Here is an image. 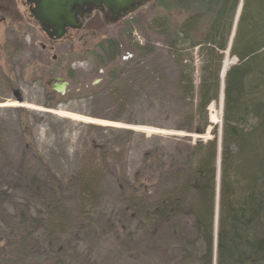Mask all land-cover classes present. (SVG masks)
I'll list each match as a JSON object with an SVG mask.
<instances>
[{
  "label": "rangeland",
  "instance_id": "374dc122",
  "mask_svg": "<svg viewBox=\"0 0 264 264\" xmlns=\"http://www.w3.org/2000/svg\"><path fill=\"white\" fill-rule=\"evenodd\" d=\"M160 12L152 1L113 24L96 11L80 29L51 41L30 16L27 4L22 0H0V168L9 177H21L17 186L9 178L0 187L10 188L7 205L34 201L31 211L36 210L38 216L53 205L52 231L61 232L58 238L52 236V244L39 245L30 239L23 246L25 254L13 258L24 259L25 264L174 262L168 244L174 241L173 232L167 233L165 224L137 229L136 216H132L125 201L119 200L118 192V183L131 181L135 174L154 175L149 182L155 185L159 180L153 163L161 159L157 168L166 167L164 153L175 152L197 139L215 137L211 125L203 134L180 129L184 122L173 100L177 98L176 60L164 39L150 26L152 17ZM107 39L119 43V54L114 58L102 52L101 45L106 46ZM135 43L151 44L155 52L143 53L137 60L131 51ZM193 55L197 66V49ZM237 61L227 53L223 64L228 69ZM57 77L68 82L64 94L47 84ZM169 93L173 94L171 98ZM223 107L221 94L208 108L212 125L219 129ZM258 121L255 115L247 114L243 127L252 129ZM104 148L115 155L107 163L98 161ZM115 151L121 159L117 160ZM148 151L151 155L144 166ZM89 171L105 174L99 177L105 198L95 210L88 208V201H79L80 192L69 178L74 174L88 176ZM53 173L61 182L59 192L49 201L45 193L38 198V191L32 187L38 184L35 176L48 179ZM169 182L160 185L170 189ZM3 220H18L14 208L0 210L2 248L8 241ZM153 229L159 232L156 238ZM11 244L4 249L12 252L16 246Z\"/></svg>",
  "mask_w": 264,
  "mask_h": 264
},
{
  "label": "trees",
  "instance_id": "16d2710c",
  "mask_svg": "<svg viewBox=\"0 0 264 264\" xmlns=\"http://www.w3.org/2000/svg\"><path fill=\"white\" fill-rule=\"evenodd\" d=\"M153 2L161 12L152 17L150 26L164 39L178 68L177 98L173 100L184 122L180 129L203 134L211 125L215 137L197 139L193 144L185 143L182 149L179 146L175 152L164 153L167 168H157L161 159L153 163L159 180L155 185L149 182L154 175L135 174L131 181L119 182V200L125 201L132 216H136L137 229L165 224L167 233L173 232L174 241H168L175 257L172 264H264V0ZM129 20L132 22V17ZM107 41L106 46L101 45L102 52L114 58L119 54V43L114 39ZM133 46L131 51L137 60L143 53L155 52L151 44ZM227 53L238 61L222 78ZM221 94L224 119L219 129L212 125L208 107ZM247 114L259 119L252 129L243 127ZM22 128L27 137L25 126ZM115 154L118 155L116 151ZM150 155L151 151L144 155V166ZM111 156L115 155L104 148L98 161L107 163L112 161ZM121 156H116L117 160ZM117 169L118 166L113 168L112 173ZM99 173L89 171L88 176L69 177L80 192L79 201H88V208L94 210L105 198L99 184V177L105 174ZM118 173L124 172L114 174ZM56 176H35L38 184L32 187L38 191V198L42 199L43 193L48 201L56 197L61 188ZM9 178L16 186L21 183V177L1 172L0 184ZM168 181L170 189L161 187ZM9 189L0 187V210L14 208L18 220H3L9 242L0 247V264H25L24 259L13 258L25 254V242L31 239L39 245L52 244V236L58 238L61 232L52 231L53 205L41 216L36 210L31 211V200L7 205ZM154 232L155 229L152 236L156 238L159 232ZM16 242L21 245L18 247ZM11 243L16 246L12 255L4 249Z\"/></svg>",
  "mask_w": 264,
  "mask_h": 264
},
{
  "label": "water",
  "instance_id": "95a60500",
  "mask_svg": "<svg viewBox=\"0 0 264 264\" xmlns=\"http://www.w3.org/2000/svg\"><path fill=\"white\" fill-rule=\"evenodd\" d=\"M152 0H25L41 30L51 39H61L69 29H80L93 10L107 9L116 16H129ZM68 82L57 77L53 89L64 94Z\"/></svg>",
  "mask_w": 264,
  "mask_h": 264
},
{
  "label": "flooded vegetation",
  "instance_id": "af4514ba",
  "mask_svg": "<svg viewBox=\"0 0 264 264\" xmlns=\"http://www.w3.org/2000/svg\"><path fill=\"white\" fill-rule=\"evenodd\" d=\"M23 1V3L24 4H27V3H25V0H22ZM27 6H28V9H29V4H27ZM94 12H96L95 10H93L91 13H90V17H91V15L94 13ZM103 13V12H102ZM104 15H105V17L107 18V19H110V20H112V23L114 24H116V23H118V22H120L121 20H124V17L123 16H116V15H113V14H111L110 12H108V10L107 9H104V13H103ZM89 17V18H90ZM71 31H74V30H69L68 31V33H70ZM51 40V39H50ZM52 41V40H51ZM54 41H56V40H54ZM50 50L52 49V47L51 48H49ZM47 84H49V85H51V87H52V89H53V84H54V81H53V79H49V81H47ZM54 90V89H53ZM54 91H56V90H54Z\"/></svg>",
  "mask_w": 264,
  "mask_h": 264
},
{
  "label": "bare ground",
  "instance_id": "6f19581e",
  "mask_svg": "<svg viewBox=\"0 0 264 264\" xmlns=\"http://www.w3.org/2000/svg\"><path fill=\"white\" fill-rule=\"evenodd\" d=\"M224 68H225V70H226V65H224Z\"/></svg>",
  "mask_w": 264,
  "mask_h": 264
}]
</instances>
